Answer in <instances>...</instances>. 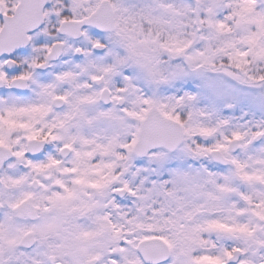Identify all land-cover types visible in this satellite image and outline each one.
<instances>
[{
  "label": "snow or ice",
  "instance_id": "6c2138e0",
  "mask_svg": "<svg viewBox=\"0 0 264 264\" xmlns=\"http://www.w3.org/2000/svg\"><path fill=\"white\" fill-rule=\"evenodd\" d=\"M0 264H264V0H0Z\"/></svg>",
  "mask_w": 264,
  "mask_h": 264
}]
</instances>
